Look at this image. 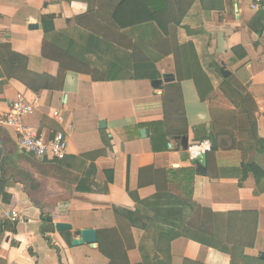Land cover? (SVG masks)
<instances>
[{"label":"crops","instance_id":"1","mask_svg":"<svg viewBox=\"0 0 264 264\" xmlns=\"http://www.w3.org/2000/svg\"><path fill=\"white\" fill-rule=\"evenodd\" d=\"M120 1L0 0V116L25 98L35 106L25 124L47 139L65 133L69 142L64 161H38L0 126V264H109L99 244L72 245L86 229L130 235V264H231L218 247L232 211L258 212L255 247L245 253L259 258L264 194L253 195V174L240 180L242 163L264 170L257 146L264 139V14L250 9L251 0H195L167 34L156 23L118 30L112 18ZM49 17L54 28L46 32ZM8 51L28 59L26 80L39 76L31 83L39 92L19 79ZM183 119L193 134L182 135ZM158 123L165 126L157 147L167 149L154 152L149 125ZM196 129L207 141L214 135L217 148L193 158L190 149L201 145L191 141ZM177 137H188V150ZM212 150L215 163L206 159ZM200 165L206 174L197 173ZM190 168L191 199L177 177ZM206 211L217 247L202 241ZM59 224L72 230L59 232ZM42 227L52 231L51 244ZM175 233L182 236L169 237Z\"/></svg>","mask_w":264,"mask_h":264},{"label":"trees","instance_id":"2","mask_svg":"<svg viewBox=\"0 0 264 264\" xmlns=\"http://www.w3.org/2000/svg\"><path fill=\"white\" fill-rule=\"evenodd\" d=\"M195 0H121L114 9L113 12V24L118 30H126L134 27H138L148 23H156L160 29L167 34L169 25L177 24L179 26L182 20L186 17L190 11L191 6ZM53 18L44 19L43 26L46 32L53 30ZM50 21V23H48ZM9 65H12L13 68L22 69L23 74L19 79L32 90L39 92L41 90L40 84L37 87H31V83L34 84L38 81L39 76L34 77L31 82L26 80L25 73L27 72V62L28 59L21 55L12 53L8 51ZM135 62L137 58L134 57ZM94 80H98L97 76L92 75ZM181 106V105H180ZM185 130L182 135H191L193 132L190 131L187 127L186 120L183 119ZM151 128L154 129L153 136L151 138L154 152H158L159 149L166 150L167 143H164L163 147L158 148L157 143L160 139L158 132L161 127L165 125L150 124ZM200 129H196L195 136L191 137L192 144H202L203 141L208 140L209 134L199 137ZM161 136V135H160ZM162 138H166V134L162 135ZM257 146L259 152L264 153V139L257 140ZM215 150H212L211 153L206 155V159L210 162L215 163L214 158L211 159L212 154ZM60 162V161H55ZM249 174H253L256 179V187L253 191L255 197L261 196L264 194V170L257 164L248 165L242 163V178L240 180V186L243 185L244 181L247 179ZM196 176V171L193 168L184 169L179 172L177 177L180 179L178 183L179 188L183 191L186 198L191 199L194 195L193 182ZM112 182V181H110ZM5 180L4 178L0 179V196H6L5 190ZM208 213V223L206 231L202 230V236H205L207 240L202 239V241L208 246H215L214 241V230L213 227V216L211 212ZM10 217H14V214L11 213ZM119 218V214H118ZM43 222L47 223V219L43 218ZM123 225V223H119ZM51 226V225H49ZM259 226V214L255 211H232L228 213L227 216V235L225 240V245L220 246V251L228 254L231 258V264H264V260L259 258H252L246 255V250L253 249L255 247L257 234ZM6 227L12 230L14 233L19 231L18 224L14 225L6 223ZM49 229L46 230L45 227H42V234L46 238L49 244L52 243V240L48 233H51ZM182 236L179 233L170 235L169 237L178 238ZM210 239V240H209ZM133 238L130 235L124 234L120 235L115 230L114 231H102L99 233V250L102 255H104L109 261V264H130L128 260V252L134 249ZM223 247V248H222ZM186 264H190L187 263Z\"/></svg>","mask_w":264,"mask_h":264},{"label":"built area","instance_id":"3","mask_svg":"<svg viewBox=\"0 0 264 264\" xmlns=\"http://www.w3.org/2000/svg\"><path fill=\"white\" fill-rule=\"evenodd\" d=\"M250 9L255 13L264 14V0H251ZM2 39L0 35V45ZM34 112V104L29 103L25 98H18L9 110L0 116V126L12 129L16 133L18 147L33 159L64 161L69 152L66 134L57 133L52 139L40 135L36 129L24 122ZM13 221H16L14 217Z\"/></svg>","mask_w":264,"mask_h":264},{"label":"water","instance_id":"4","mask_svg":"<svg viewBox=\"0 0 264 264\" xmlns=\"http://www.w3.org/2000/svg\"><path fill=\"white\" fill-rule=\"evenodd\" d=\"M222 75L224 76H228V73L222 71ZM174 80V78L171 75H166L164 76V81L165 82H172ZM159 84V82L155 83V86H157ZM104 124V123H103ZM147 133V130H142L141 134L144 137V135ZM176 140H180L181 141V146L184 150H188L189 148V139L188 137H177ZM210 147L211 148H217V144L216 141L214 139V135H210ZM0 155H2V149L0 147ZM197 173L198 174H206L205 172V167L203 165H200L197 167ZM48 222H52L51 218L47 219ZM57 230L59 232H65V231H71L72 230V226L69 224H59L57 226ZM76 238H73L72 240V245L74 247H79V246H84V245H96L98 244L99 241V237H98V233L97 231L93 230V229H86L80 232H76L75 233ZM259 259L264 260V252H261L259 255Z\"/></svg>","mask_w":264,"mask_h":264},{"label":"clouds","instance_id":"5","mask_svg":"<svg viewBox=\"0 0 264 264\" xmlns=\"http://www.w3.org/2000/svg\"><path fill=\"white\" fill-rule=\"evenodd\" d=\"M210 142L205 140L203 141V143L197 148L196 146H193L190 149V152L192 154V157L195 158L197 155H199L201 152H203L204 150H207L210 148Z\"/></svg>","mask_w":264,"mask_h":264}]
</instances>
